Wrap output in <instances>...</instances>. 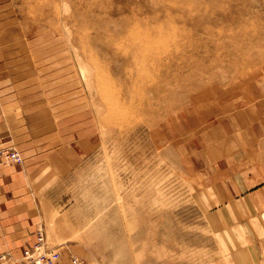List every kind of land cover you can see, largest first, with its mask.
I'll use <instances>...</instances> for the list:
<instances>
[{
    "label": "rangeland",
    "instance_id": "1",
    "mask_svg": "<svg viewBox=\"0 0 264 264\" xmlns=\"http://www.w3.org/2000/svg\"><path fill=\"white\" fill-rule=\"evenodd\" d=\"M0 141L58 264H264V0H0Z\"/></svg>",
    "mask_w": 264,
    "mask_h": 264
},
{
    "label": "crops",
    "instance_id": "2",
    "mask_svg": "<svg viewBox=\"0 0 264 264\" xmlns=\"http://www.w3.org/2000/svg\"><path fill=\"white\" fill-rule=\"evenodd\" d=\"M13 171L14 169L7 168V166L0 169V253L9 250L14 254L20 250L21 256L22 248L24 250L30 247L35 242V236L34 242L30 245V231L25 228V225H29V222L25 220L26 224L25 222L20 223L13 217L18 206L17 202L13 201L12 196H8L12 185L8 184V179ZM16 225H22L24 229L14 232V226Z\"/></svg>",
    "mask_w": 264,
    "mask_h": 264
},
{
    "label": "built area",
    "instance_id": "3",
    "mask_svg": "<svg viewBox=\"0 0 264 264\" xmlns=\"http://www.w3.org/2000/svg\"><path fill=\"white\" fill-rule=\"evenodd\" d=\"M23 162L20 154L12 147H3L0 141V167L16 166ZM59 254L48 250L45 245L44 236L40 231L35 234V242L22 251L19 258L10 253L0 255V264H58ZM71 264H79L77 258H71Z\"/></svg>",
    "mask_w": 264,
    "mask_h": 264
}]
</instances>
